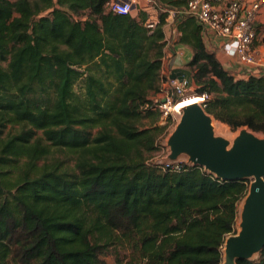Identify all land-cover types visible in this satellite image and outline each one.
Listing matches in <instances>:
<instances>
[{
    "label": "trees",
    "instance_id": "1",
    "mask_svg": "<svg viewBox=\"0 0 264 264\" xmlns=\"http://www.w3.org/2000/svg\"><path fill=\"white\" fill-rule=\"evenodd\" d=\"M106 1L0 0V264H106L118 244L125 264H222L250 181L147 163L162 128L142 106L160 88L166 13L149 33L145 13ZM177 30L205 111L264 131V74L229 73L191 16ZM236 263L264 264V247Z\"/></svg>",
    "mask_w": 264,
    "mask_h": 264
},
{
    "label": "water",
    "instance_id": "2",
    "mask_svg": "<svg viewBox=\"0 0 264 264\" xmlns=\"http://www.w3.org/2000/svg\"><path fill=\"white\" fill-rule=\"evenodd\" d=\"M190 77L187 67L174 68L170 74L171 79ZM166 145L167 160L184 155L220 180L251 179L240 211V229L225 240L223 264L258 254L264 247V137L246 128L231 140L216 134L211 115L199 102L181 108Z\"/></svg>",
    "mask_w": 264,
    "mask_h": 264
},
{
    "label": "built area",
    "instance_id": "3",
    "mask_svg": "<svg viewBox=\"0 0 264 264\" xmlns=\"http://www.w3.org/2000/svg\"><path fill=\"white\" fill-rule=\"evenodd\" d=\"M104 7L122 15L145 13L146 18L141 23L149 33L159 23L161 14L166 13L162 25L163 30L165 26H172L173 31L179 36L177 23L181 18L191 16L200 25L203 40L208 42L210 37L220 40L213 48V52L224 68L227 69L234 63H238L247 69L246 77L258 75L253 71V67L258 66L260 62L255 52L256 21L261 9L264 8V0H215V2L186 0L178 7H168L159 0H107ZM166 41L167 37L164 32V42ZM164 66L165 62L162 57L161 70ZM170 74V70L165 73V81L161 82L159 91L150 97L142 108L158 110L161 119L176 122L181 114V108H178L177 104L179 100L188 96L192 79L191 77L182 80L171 79ZM205 96L201 95L203 100ZM178 160L166 162L162 166L163 169L177 171L181 169L183 163L189 164Z\"/></svg>",
    "mask_w": 264,
    "mask_h": 264
},
{
    "label": "rangeland",
    "instance_id": "4",
    "mask_svg": "<svg viewBox=\"0 0 264 264\" xmlns=\"http://www.w3.org/2000/svg\"><path fill=\"white\" fill-rule=\"evenodd\" d=\"M164 32H165V36L167 37V41L164 42V48H163V58H164V62H165V66L164 69L160 71V82L159 84H161V82L165 81V73L168 72V66L167 63L170 62V60L173 58V45L175 46L176 41L178 40V35L173 31L172 26H165L164 27ZM186 56L183 55H177L176 60L179 61H185L187 59H190L191 57V52L188 50V48H186ZM170 52L172 53L171 56H168V54H170ZM171 63V62H170ZM3 65H5V63H2ZM90 65V64H89ZM90 69H92L93 71H96V67L93 65L89 66ZM101 73V72H100ZM109 80L111 81V78H109ZM197 85L191 81V88L188 90V96L183 98L182 100H179V102H181V106L185 107L186 104L189 105V103L191 102H195V103H199L202 104L203 101H200V96L196 94V90H197ZM74 93L76 95V99L79 101H83L84 100V81L83 79H79L74 87H73ZM156 94V93H155ZM154 93H150L149 98L155 95ZM203 100V99H202ZM193 104V103H192ZM154 113L156 114V112L154 111ZM181 115V114H180ZM180 115L178 116V120L174 123V122H170L167 119H161L160 115L158 117V119L156 120V125L160 126L161 129V133L157 138L156 141V149L151 152L147 158V163L153 164V165H158V166H164L166 162L170 161L167 160V155L169 153V149L168 146L166 145V139L168 137V135L173 131V129L175 128L177 122L179 121ZM153 118H156L157 116L154 115L152 116ZM212 123L214 126V130L215 133L218 135H221L227 139H233L239 132V130L241 128H246L248 130H250L247 126H242L236 129H233L230 125H228L227 123L220 121L218 119H215L212 115ZM151 119H143V123L145 126L150 125L151 123ZM19 128V126H11L8 125L5 130H4V134L8 133V132H15L17 129ZM252 131V130H251ZM253 132V131H252ZM37 135H41L40 131L36 132ZM256 135H258L259 137H264V131H259V132H254ZM58 153H55V155H57ZM51 157H48L47 161L50 160ZM179 159V160H178ZM176 160L178 161H183V162H188L187 161V157L182 155L179 156ZM69 163L72 164L73 161L69 160ZM189 163V162H188ZM191 164V163H189ZM250 181V180H249ZM250 183V182H249ZM245 197L242 198V200H240L237 204V217H236V223H235V233L232 234H236L240 227H239V222H240V211L242 208V204H243V199ZM230 235V234H229ZM228 235V236H229ZM224 245V244H223ZM113 251V252H112ZM111 253H108L107 255L104 256V259L106 261V264H125V261H123L122 259V255H124L125 251V247L122 244H118L116 247L112 248ZM223 251V250H222ZM257 257V254H255L251 259H254ZM223 264V262H222Z\"/></svg>",
    "mask_w": 264,
    "mask_h": 264
},
{
    "label": "crops",
    "instance_id": "5",
    "mask_svg": "<svg viewBox=\"0 0 264 264\" xmlns=\"http://www.w3.org/2000/svg\"><path fill=\"white\" fill-rule=\"evenodd\" d=\"M256 28H257V39L255 41V52L260 62L258 66L253 67V71L258 74H264V8L261 9L258 15L256 21ZM203 41L205 42L206 47L213 52V48L215 47V45H218L220 40L217 38L210 37L208 42L206 40ZM186 48H188V50L190 51L189 47L185 45H181L176 41L175 46L173 45V54H174L173 58L170 60L171 63L169 62V65H167L168 70L172 71L174 68L186 67L185 64L188 62L189 59L185 61H182L180 59L179 61L176 60L177 55L186 56V51H187ZM169 55L170 54H168V56ZM227 70L236 78H246L245 74L247 73V69L242 65H239L238 63L237 64L234 63L231 67H228Z\"/></svg>",
    "mask_w": 264,
    "mask_h": 264
},
{
    "label": "bare ground",
    "instance_id": "6",
    "mask_svg": "<svg viewBox=\"0 0 264 264\" xmlns=\"http://www.w3.org/2000/svg\"><path fill=\"white\" fill-rule=\"evenodd\" d=\"M199 99H200V101H201V100H202V97L200 96ZM195 102H196V101H195ZM195 102H191V103H189V104H192V103H195ZM181 104H182V103L179 102V103L177 104V107H178V108H182ZM186 105H188V104H186ZM183 107H184V106H183ZM249 180L251 181V179H249ZM224 249H225V243H224V245H223V249H222V250H223V257L225 256Z\"/></svg>",
    "mask_w": 264,
    "mask_h": 264
}]
</instances>
